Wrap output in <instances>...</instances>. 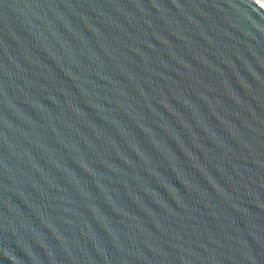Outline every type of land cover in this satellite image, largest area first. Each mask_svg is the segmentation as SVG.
Returning <instances> with one entry per match:
<instances>
[{"label": "water", "instance_id": "1", "mask_svg": "<svg viewBox=\"0 0 264 264\" xmlns=\"http://www.w3.org/2000/svg\"><path fill=\"white\" fill-rule=\"evenodd\" d=\"M0 264H264V1L0 0Z\"/></svg>", "mask_w": 264, "mask_h": 264}, {"label": "rangeland", "instance_id": "2", "mask_svg": "<svg viewBox=\"0 0 264 264\" xmlns=\"http://www.w3.org/2000/svg\"><path fill=\"white\" fill-rule=\"evenodd\" d=\"M264 1V0H263Z\"/></svg>", "mask_w": 264, "mask_h": 264}]
</instances>
